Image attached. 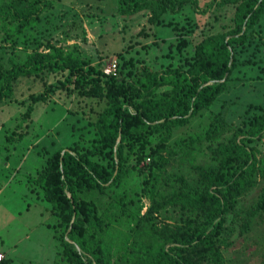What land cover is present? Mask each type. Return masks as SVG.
Here are the masks:
<instances>
[{"label":"trees","instance_id":"obj_1","mask_svg":"<svg viewBox=\"0 0 264 264\" xmlns=\"http://www.w3.org/2000/svg\"><path fill=\"white\" fill-rule=\"evenodd\" d=\"M61 1L0 0V102L20 79L42 82L19 122L58 89L103 103L86 139L26 178L55 218L60 264H225L235 245L264 264V153L253 144L264 102L247 103L237 125L211 109L240 66L264 79V0H106L122 34L139 25L134 36L151 38L135 53L152 60L113 51L116 74L65 43L85 30L56 11ZM129 40L124 52L140 42ZM20 137L5 135V149Z\"/></svg>","mask_w":264,"mask_h":264},{"label":"rangeland","instance_id":"obj_2","mask_svg":"<svg viewBox=\"0 0 264 264\" xmlns=\"http://www.w3.org/2000/svg\"><path fill=\"white\" fill-rule=\"evenodd\" d=\"M109 7L106 0L58 2L56 11L67 9V14L76 13L85 30V41H81L78 35L65 43L77 42L83 55L90 57L95 64L114 57V50L120 51L125 57L130 55L152 60L153 53L149 50L139 55L135 53L140 44L149 43L151 38L140 39L134 36L139 25L122 34L119 31L120 18ZM157 34L159 38L172 36L167 29L157 31ZM129 38V41L139 39L140 42L124 52V44ZM105 49L112 53L99 59V54ZM188 50L191 52L192 48ZM240 67L243 71L240 69L234 72L235 79L228 83L227 89L211 107L214 111H223L225 118L234 125L239 124L247 103L264 102V79H253L257 75L255 70L251 72L246 66ZM258 74L264 77V73L258 71ZM250 75L253 76L250 78ZM56 77L50 74L46 81L51 82ZM41 87L42 82L39 80L20 79L10 99L0 102V253L9 259L6 264H60L59 247L51 227L55 218L34 190H28L30 183H27L26 178L36 174L52 150L72 145L79 134L86 139L87 122L93 120L103 104L102 101L97 102L93 98L58 89L47 101L34 104L25 123L19 122L27 102L26 96L30 92L39 91ZM21 100L24 104L20 103ZM18 124H21L20 127ZM12 132L20 133L21 137L5 149V135H12ZM253 144L258 149L257 154L264 153V134ZM145 161L147 158L140 161L139 166ZM139 178L133 170L129 182L136 184ZM142 201L144 205L147 204V200ZM241 248L235 245L225 250V259L230 261L225 264H257L258 256L247 254Z\"/></svg>","mask_w":264,"mask_h":264},{"label":"built area","instance_id":"obj_3","mask_svg":"<svg viewBox=\"0 0 264 264\" xmlns=\"http://www.w3.org/2000/svg\"><path fill=\"white\" fill-rule=\"evenodd\" d=\"M116 62L115 59L112 57H109V59H107V61H105L102 71L105 74H116ZM2 258V254L0 253V260Z\"/></svg>","mask_w":264,"mask_h":264}]
</instances>
